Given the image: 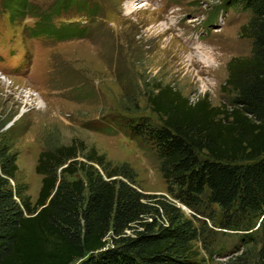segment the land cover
Wrapping results in <instances>:
<instances>
[{"label":"trees","instance_id":"16d2710c","mask_svg":"<svg viewBox=\"0 0 264 264\" xmlns=\"http://www.w3.org/2000/svg\"><path fill=\"white\" fill-rule=\"evenodd\" d=\"M70 4L60 0L53 13ZM229 4L250 15L241 34L252 43L249 57L227 64L223 89L230 100L219 107L206 96L190 102L157 84L146 95L157 125L147 118L114 121L153 148L172 199L143 193L127 165H112L73 140L39 154L41 187L32 204L24 185H11L17 155L4 139L0 264H202L196 244L226 234L250 244L258 235L257 260L264 264V0ZM6 7L16 14L30 6L14 0ZM41 19L37 28L55 40L81 33L72 25L53 29L51 15Z\"/></svg>","mask_w":264,"mask_h":264},{"label":"rangeland","instance_id":"374dc122","mask_svg":"<svg viewBox=\"0 0 264 264\" xmlns=\"http://www.w3.org/2000/svg\"><path fill=\"white\" fill-rule=\"evenodd\" d=\"M11 1L0 0V141L17 155L11 185H24L34 204L39 154L79 140L132 169L143 193L170 198L153 148L114 121L157 125L146 103L157 84L190 102L206 96L213 107L226 104L227 64L251 55L241 34L250 15L230 0H72L58 14L60 0H15L30 6L16 14L6 7ZM45 14L53 29L77 26L80 35H44L37 27ZM258 238L250 244L239 234L219 235L196 248L202 264H260Z\"/></svg>","mask_w":264,"mask_h":264}]
</instances>
